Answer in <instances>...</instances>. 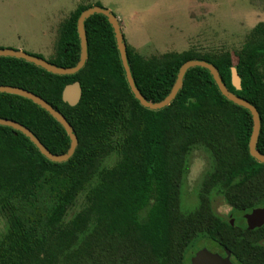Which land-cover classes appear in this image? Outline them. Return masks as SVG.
I'll return each instance as SVG.
<instances>
[{
  "label": "trees",
  "instance_id": "trees-1",
  "mask_svg": "<svg viewBox=\"0 0 264 264\" xmlns=\"http://www.w3.org/2000/svg\"><path fill=\"white\" fill-rule=\"evenodd\" d=\"M88 6H78L61 23L49 62L76 64V21ZM85 32L88 56L74 74L0 56V85L42 97L65 116L78 140L67 160L55 162L23 133L0 125V216L7 225L0 236V264H188L187 248L199 236L217 243L222 254L228 250L235 264H264V224L249 229L243 215L264 206V162L248 150L250 112L224 97L199 66L187 70L169 105L145 108L130 91L106 17L89 16ZM126 51L135 85L150 101L168 94L183 62L215 65L226 87L258 110L257 148L264 153L262 22L236 52L235 63L227 50L190 48L144 57L126 42ZM232 66L240 77L238 89ZM74 81L81 97L72 106L61 94ZM0 117L29 128L52 153L69 147L61 124L30 99L0 92ZM196 146L210 153L212 169L203 178L198 207L182 213L181 181ZM111 156L115 161L107 165ZM213 190L231 207L233 223L213 211ZM78 202L81 207L69 215Z\"/></svg>",
  "mask_w": 264,
  "mask_h": 264
},
{
  "label": "rangeland",
  "instance_id": "rangeland-1",
  "mask_svg": "<svg viewBox=\"0 0 264 264\" xmlns=\"http://www.w3.org/2000/svg\"><path fill=\"white\" fill-rule=\"evenodd\" d=\"M95 3L117 16L126 42L144 57L190 48L201 52L227 50L235 63L236 52L253 28L264 24V0H0V48L50 59L55 54L61 23L78 6ZM114 161L111 156L105 163L111 165ZM211 169L210 153L201 146L192 148L180 187L182 213L198 207L203 178ZM210 201L217 215L233 219L231 207L220 193L213 190ZM80 207L78 202L69 215ZM6 228V221L0 216V236ZM202 247L222 251L214 241L199 236L187 248L185 259L188 261Z\"/></svg>",
  "mask_w": 264,
  "mask_h": 264
},
{
  "label": "water",
  "instance_id": "water-1",
  "mask_svg": "<svg viewBox=\"0 0 264 264\" xmlns=\"http://www.w3.org/2000/svg\"><path fill=\"white\" fill-rule=\"evenodd\" d=\"M92 14H102L103 16L106 17L108 23L111 25L114 34L116 48L118 50L119 58L121 60L122 67L124 69V75L127 84L134 98L139 102L140 105L152 110H158L169 105L170 102L175 98L179 89L181 88L183 84V78L187 70L191 67H196V66L203 67L209 71L210 75L212 76V79L214 80L215 84L218 87V90L224 97H226L234 104L247 109L250 112L252 117V129L248 141L249 154L257 161L264 162V153H261L257 148V140L261 126V120L258 110L248 100L239 97L238 95H236L226 87L225 83L223 82L219 74V71L212 63L199 59H189L183 62L177 71L175 80L168 94L159 101L147 100L142 95L138 87L135 85V81L132 76L130 66L127 60L126 41L123 31L121 29L117 16L109 8L94 4L88 6L87 8L83 9L80 12L76 21V29L79 38L80 52H79V59L76 62V64L73 66H68V67L59 66L52 62H49L48 60L38 55H33L23 50H16L12 48H0V56H11L15 58H20L27 62L33 63L34 65L39 66L44 70L54 74H59V75L74 74L85 64V61L88 56V50H87L88 44H87V36L85 32V21ZM231 81L232 84L237 89L240 88V77L237 73L235 66L231 67ZM0 92L23 96L27 99H30L35 104L39 105L41 108L45 109L64 128L70 140L69 147L65 152L61 154H55L49 151V149L45 147V145H43L42 142L33 134V132L29 128L22 125L21 123L12 119L0 117V125L9 126L14 130L23 133L36 146L39 152L51 161H55V162L65 161L74 153V150L78 143L76 133L73 127L71 126V124L67 121L65 116L59 110L54 108L51 104H49L39 95L18 86L0 85ZM61 97L62 100L64 102H67L69 105L73 106L77 104V102L81 97V85L79 81H74L72 83L66 84L62 89ZM244 218L246 220L247 227L249 229L260 227L261 225L264 224V206L255 207L249 212H246L244 214ZM230 222L233 223V219H231ZM188 264H235V263H233V261L230 259V252L226 249H224V254H222L220 252L210 251L206 247H202L196 250L192 254Z\"/></svg>",
  "mask_w": 264,
  "mask_h": 264
}]
</instances>
